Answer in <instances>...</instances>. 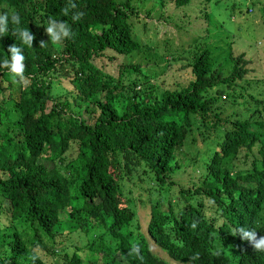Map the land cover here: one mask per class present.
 <instances>
[{"label":"trees","instance_id":"trees-1","mask_svg":"<svg viewBox=\"0 0 264 264\" xmlns=\"http://www.w3.org/2000/svg\"><path fill=\"white\" fill-rule=\"evenodd\" d=\"M156 1L161 9L166 0ZM169 1L185 9L192 0ZM200 1L202 34L176 23L185 14L166 18L173 53L194 49L181 68L191 78L179 81L168 71L175 58L158 71L131 62L139 51L157 57L135 36L133 0H0V264H169L136 223L144 199L133 197L134 180L150 204L147 235L174 262L264 264L254 249L264 237L263 78L250 76L248 49L234 53V43L226 72L214 66L213 0ZM229 10L236 25L254 12L264 38V4ZM13 46L23 79L11 71ZM164 76L173 79L155 99L152 83ZM62 79L72 90L56 97ZM222 96L240 109L223 116ZM195 135L218 149L201 160L183 153ZM188 167L197 180L172 181ZM75 234L83 240L69 246Z\"/></svg>","mask_w":264,"mask_h":264},{"label":"rangeland","instance_id":"rangeland-1","mask_svg":"<svg viewBox=\"0 0 264 264\" xmlns=\"http://www.w3.org/2000/svg\"><path fill=\"white\" fill-rule=\"evenodd\" d=\"M256 4V6H262L264 4V0H213L212 3L207 5V10L211 12L213 16V21L217 25V29L214 30L211 36L208 37V41L210 42L207 47H209L213 54L214 66L219 67L221 71L226 72L227 68H224V62L229 58V50L228 44L231 43L237 46L232 47L234 53L243 52L242 48H247L250 54L248 57V68L251 69L250 76H258V78H263V82L258 84V88L264 95V38L262 37L263 29L262 27H257V24L261 22L259 17L254 16V12H252V19L249 17L244 18L243 21H238L240 25H236L233 23V12L230 11V6L233 3L234 7H248L251 2ZM200 0H192L191 3L185 8H176L172 1L166 0L164 5L159 7L158 1L156 0H133V4L138 11V17L131 18V22H133L135 36L140 40L142 45H149L155 49V56H151L148 52H135L134 57L131 60L132 63H139L146 65L147 62L150 64L149 68L156 69V71L160 70L161 67L164 66L165 62H168L170 59L175 58L176 61H170L168 71L172 72V77H177L179 81H186L191 78V75L186 71H182V67L188 64L190 59L191 50H194L193 47L188 50L185 47L186 52L181 53L178 51L176 54L173 53L175 48L178 46V38L175 29L172 27L173 25L169 24L166 21V18L172 16L180 17L185 14L187 17L180 18V20L175 19L176 23L183 25V27L191 32L202 34V30L206 27V22L202 17H200V13L197 9H194L195 6L201 7ZM243 22V24H242ZM242 24V25H241ZM256 24V26H254ZM224 28L225 31L224 32ZM235 34L237 36H234ZM223 37L224 35H226ZM231 36V37H230ZM245 39V40H244ZM246 42V43H245ZM172 43V45H170ZM178 46V47H177ZM238 47L240 48L239 50ZM162 57L164 58L163 60ZM125 60V58H124ZM127 61V59H126ZM116 62V61H115ZM145 67V66H144ZM170 76H164L159 78L157 81H154L153 87H157V91L154 93V98H160V94L162 92V88L160 84L164 80L165 83L173 79ZM68 81L66 79H62V84H55L56 88L53 89L54 96H61L63 93L68 90H72L71 85L67 84ZM14 84H18V81H14ZM3 86H5L3 84ZM167 86V84H164ZM256 88V86H255ZM7 89L3 87V91L0 93V102L4 100L7 95ZM144 89H140L137 94V98L140 101L143 98ZM247 94V92H246ZM221 103L224 104L225 108L222 109V115L227 116L234 111L239 110L240 107L231 105V99L228 100L225 97H221ZM72 100H70L71 102ZM120 103V101H119ZM11 104V103H10ZM220 135V133H218ZM189 146L185 147L183 153H192L191 157H195V153L198 150V154L196 157L200 159V153L206 152L213 149H218L214 145V142L210 140L206 143L202 142V139L195 135L193 142L189 141ZM199 171H194L191 167H188L184 172L176 173L172 178L173 182L180 184L181 186H186L190 181L197 180L199 178ZM171 180V179H170ZM136 185L130 183V187L133 189V197H140L144 199L142 203L136 201V223L140 226V231L146 236L147 241L149 243L151 251L161 260L167 261L169 264H179L171 260L167 253L157 247L148 237L147 235V224L150 219V204L148 202L147 193L144 191V184L138 183L136 180L133 181ZM178 190L180 186L174 185ZM78 234L69 237V246L72 245V240L80 239L77 237ZM81 241L83 240L80 239ZM68 246V247H69Z\"/></svg>","mask_w":264,"mask_h":264},{"label":"clouds","instance_id":"clouds-1","mask_svg":"<svg viewBox=\"0 0 264 264\" xmlns=\"http://www.w3.org/2000/svg\"><path fill=\"white\" fill-rule=\"evenodd\" d=\"M64 14H67L66 10H64ZM6 19H7L6 15H0V22L5 21ZM12 19H13L14 23H17V24L19 23V16L18 15H13ZM48 31L53 32L52 27H49ZM61 31L62 32L64 31V25H61ZM0 32H3V29H0ZM20 33L24 36H27V31H21ZM64 34L67 35V32H64ZM53 36H54V40H59V36L56 33H53ZM30 40H31V38H29L27 41L29 43V46H31ZM41 45H43V44H41ZM11 51L13 53V59H12L11 65H10L11 71H12V73H14L16 75L21 76V79H23L24 68H23L21 61L24 59V57L19 55L18 49L15 46L12 47ZM5 64L6 65L8 64L7 60H5ZM245 235L248 236L249 239H252V240L255 239L254 232L253 233H245ZM254 249L264 250V237H262L259 241L255 242Z\"/></svg>","mask_w":264,"mask_h":264}]
</instances>
